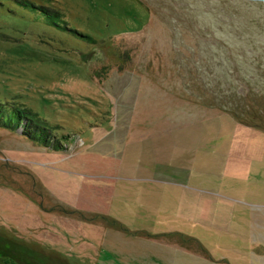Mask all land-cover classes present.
<instances>
[{
    "label": "rangeland",
    "instance_id": "obj_1",
    "mask_svg": "<svg viewBox=\"0 0 264 264\" xmlns=\"http://www.w3.org/2000/svg\"><path fill=\"white\" fill-rule=\"evenodd\" d=\"M27 1L46 11L0 0V103L25 109L53 137L42 145L24 126L0 127V264H176L181 251L166 243L187 242L161 235L171 230L204 235L228 259L254 247L259 224L248 210L264 205L263 3ZM186 110L212 122L209 142L193 139L194 123L167 122L193 119ZM187 156L201 161L199 175ZM250 157L260 162L251 167ZM185 199L234 208L231 232L186 221Z\"/></svg>",
    "mask_w": 264,
    "mask_h": 264
},
{
    "label": "crops",
    "instance_id": "obj_2",
    "mask_svg": "<svg viewBox=\"0 0 264 264\" xmlns=\"http://www.w3.org/2000/svg\"><path fill=\"white\" fill-rule=\"evenodd\" d=\"M184 112H185L186 116H192L194 118L191 120L183 118V119H181L182 121L168 120L167 122H171V124H174V122H176V123L181 122L182 125L186 124V125H188V127L190 126L191 123H192V125L194 123L195 125H197V128H198L197 133L199 132V136L194 137L193 139L197 140V144L199 142V144L202 143L204 145L208 139L206 137V134L204 131L205 124L206 123L209 124L212 122L209 120H207V121L202 120V119L199 120V118H203V115L195 114L196 112H189L188 110H186ZM141 122H144V121H141ZM215 138H218V137H212L210 139L215 140ZM172 142H174V141H172ZM207 142H209V141H207ZM183 143L189 144V141L186 140V141H183ZM156 148L160 149L158 147H155V149ZM185 148L188 149L187 146H184V148H182L183 153L187 152L188 150L190 152H193L192 148L189 147V149L187 151L183 150ZM147 154H150V157L154 158L156 160V163L158 164V161H159V158L157 157L159 155L158 152H156L155 150H152L150 148L149 151L147 152ZM262 157H264V156L261 155V157L259 159H261ZM195 158H196L195 156H187L185 160L187 162H191V164H192V162H193V164L196 163L195 170L198 172L199 171L198 167H199V165L202 166V164H201V161L196 162ZM242 158H243L242 156L241 157H235V159H240V160ZM247 158H245V159L247 160ZM165 159H167L166 155L164 156L163 161ZM249 159H251V161H249V165L251 167L254 164H258L260 162V161L255 162V159H257V157H250ZM235 163H233V164L235 165ZM161 165H162V163H161ZM153 167L155 170L157 169V166H153ZM172 168L177 172L180 170H184V169H186V171L188 172V168L185 165H184V167L176 165ZM192 168L194 169V167H192ZM175 171H173V172H175ZM148 172H150L152 174L155 173L154 171H151V170ZM199 173L200 172H198V175H199ZM187 174H189V173H187ZM202 200H200V199L197 201H190L187 199H185L184 201L180 200L182 205L184 204V207H188V208L192 207V209L185 210L186 216H184V219L188 222H195V223H198L199 225L201 224L202 227L211 226L213 228L223 229V230L231 232L230 226L232 227L231 223L233 222V218L235 217V213H237L236 210H234V208H230L228 210L227 208H225V206H222L217 201L205 202ZM154 206H158V205H154ZM255 206H256L255 209L248 210V212H250V215L252 216L254 222L259 224V227H257L259 230L257 232V235L254 238L256 240L254 243H252L254 245V247L249 248V250L246 252H244V251H240V252L239 251H232V252L228 251V252H226V254H234L235 255V257L232 259H228L227 256H223L225 254H219L218 255V254H215L214 251L207 249L208 245L206 242V237H204V235H199L196 238H194V237L186 234V232L184 233V231H181V230H171L169 232H163V233H161V235L165 236L167 233H173V234L180 235L183 241L186 240V242H187L186 245L182 244L181 246L166 243L168 246H175L181 251V252H178L179 259H177L176 264H189L188 258L191 256V254L194 255L195 257L196 256L198 257V260H196V262H195L196 264H241V262L245 259V256H248V258H251L257 264H261V262H264V242L261 241L264 239V232L261 229L262 226L260 225V223L264 222V208H263L264 205L263 204H257ZM240 213H241V211H240ZM226 224H227V226H226ZM235 229L241 230V228H239L238 226L235 227ZM173 231H175V232H173ZM235 233H241V231H237ZM212 234H213V232H212ZM157 238H160V237H157ZM243 257H244V259H243ZM152 258L154 259V257H152ZM221 261H223V262H221ZM149 262H152V261L150 260ZM247 264H252V263L247 262Z\"/></svg>",
    "mask_w": 264,
    "mask_h": 264
},
{
    "label": "trees",
    "instance_id": "obj_3",
    "mask_svg": "<svg viewBox=\"0 0 264 264\" xmlns=\"http://www.w3.org/2000/svg\"><path fill=\"white\" fill-rule=\"evenodd\" d=\"M17 2L25 4V5H29L30 7L32 6L39 11L41 10L46 11L45 7L35 5L34 3L27 1V0H17ZM27 115H28L27 111L23 108H17V107L4 108L3 104L0 103V127L15 130L18 127L24 126V128H26L24 132L28 133L29 137L33 141H36L42 145L47 143L49 138L53 136L49 134L47 128L41 125H33V120L28 118ZM234 115H235V118L243 122V120L238 118L236 113H234ZM25 119H26V122L25 124H23V120ZM243 123L258 126L257 124H252L247 121ZM33 127H34V130H32ZM54 146L56 149H58L57 147H60V145L58 144L56 145V143L54 144Z\"/></svg>",
    "mask_w": 264,
    "mask_h": 264
},
{
    "label": "water",
    "instance_id": "obj_4",
    "mask_svg": "<svg viewBox=\"0 0 264 264\" xmlns=\"http://www.w3.org/2000/svg\"><path fill=\"white\" fill-rule=\"evenodd\" d=\"M259 1H261L263 3V5H264V0H259Z\"/></svg>",
    "mask_w": 264,
    "mask_h": 264
}]
</instances>
